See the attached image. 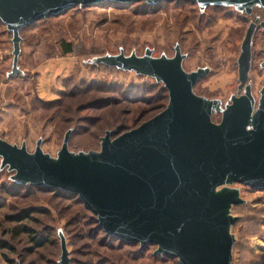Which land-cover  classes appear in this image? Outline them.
<instances>
[{"label": "rangeland", "instance_id": "obj_1", "mask_svg": "<svg viewBox=\"0 0 264 264\" xmlns=\"http://www.w3.org/2000/svg\"><path fill=\"white\" fill-rule=\"evenodd\" d=\"M212 4L180 0L145 11L140 4L76 6L21 28L15 56L10 32L0 24V140L56 160L64 132L72 128L66 149L78 157L98 152L105 131L118 126L132 130L160 113L167 102L160 84L129 70L97 66H108L129 52L167 62L179 55L182 74L205 73L191 92L206 103L210 122L218 125L243 93L237 91V58L249 23L256 26L245 82L252 114L264 87V34L259 27L264 11L258 5L246 9L243 0L222 2L224 8ZM60 43H70L71 53L64 55ZM73 86L81 90L61 99ZM100 99L110 102L78 111ZM13 175L0 158V186L11 194L0 190V239L13 247L12 252L0 251V264H60L62 250L68 264H178L155 255L154 245L139 248L106 236L100 227L102 233H95L92 214L72 200L25 186L17 192ZM218 193H232L235 201L223 211L231 220L229 264H264V189L230 183L216 187ZM27 209L36 211L24 224L34 235L48 237L42 248H33L23 234L14 236L15 224L4 218Z\"/></svg>", "mask_w": 264, "mask_h": 264}, {"label": "water", "instance_id": "obj_2", "mask_svg": "<svg viewBox=\"0 0 264 264\" xmlns=\"http://www.w3.org/2000/svg\"><path fill=\"white\" fill-rule=\"evenodd\" d=\"M107 1L172 0H0V21L10 32L15 56L21 28L76 6ZM190 1L206 5L234 0ZM243 2L246 9L258 5L264 11V0ZM259 27L264 33V19ZM255 28L248 24L237 58V91L243 93L218 125L210 122L206 103L191 92L205 73L182 74L179 55L170 62L120 56L108 65L164 85L168 102L160 113L114 138L105 132L98 152L78 157L67 152L66 137L56 160L0 140L2 162L14 171L16 182L77 195L106 236L139 248L154 245L155 255L178 264H229L231 220L223 211L235 201L232 193L214 194V189L230 183L264 189V87L251 114L245 86ZM60 264H67L64 250Z\"/></svg>", "mask_w": 264, "mask_h": 264}, {"label": "trees", "instance_id": "obj_3", "mask_svg": "<svg viewBox=\"0 0 264 264\" xmlns=\"http://www.w3.org/2000/svg\"><path fill=\"white\" fill-rule=\"evenodd\" d=\"M172 1H180V0H172ZM181 1H183L185 3H189V4H195V5L197 4L196 2L190 1V0H181ZM162 2H171V1H162ZM162 2L148 3V2H145V1H129V2L107 1V2H103L102 4L108 5V4H114L115 3V4L125 5L126 7L130 6V5H133V4H140L141 8L144 9L143 11H145L146 9L151 8V7L155 8V6H157L159 3H162ZM212 6L213 7H218V8H224L225 7L224 5H221V4H212ZM0 24L4 27V25L1 23V21H0ZM262 34H264V33L262 32ZM60 48L62 49V52H63L64 55L71 53V45H70V43H60ZM131 55L132 54H130V52L127 53V54H124V53L121 54V56H123L125 58H128V57L140 58L141 57V56H131ZM97 66H103V67H106L108 69H113V70H116V71H122V69L117 68V67H115L113 65H108L107 66V65H103V64H98ZM135 74L137 76L147 77V76L141 75L139 73H135ZM147 78L152 79L155 84H160L161 85V87H162L161 89L166 92V98H167V102H168L167 90L164 88V85L162 83H160V82H156L151 77H147ZM84 88L87 91L91 90V85H88V86H86ZM78 90H81V87H79V86L71 87L69 94H66V93L62 94L61 95V99L62 98H66V96H68V95L71 96V97L74 96L76 93L79 92ZM109 102H110V100L107 101V100H102V99L96 100V102L95 101H91V103L84 104L81 109H78V111L86 110L88 107L91 108V109L92 108L96 109V108L101 107L102 105H107ZM111 102L114 103V100L111 99ZM167 102H166L165 106L167 105ZM55 104H58V102H56ZM165 106H164V108H165ZM128 130H130V129L125 128L123 126H118V127L114 128V129L110 130L109 132H111V137H115V136L121 134L122 132H125V131H128ZM72 132H73L72 128L66 129L65 132H64L63 139H64V137H66V147H67L68 140H69ZM105 132H107V131H105ZM13 185H14L13 188L16 189L17 192H18V189H20V187L25 186V187H28V188L36 189L38 191L49 192V193L55 195L56 197H59V198L65 199V200H72L76 204L80 205L85 211H87L85 209V207L82 205V203L80 202V200L78 199L77 195L61 191L58 188L49 187V186H31V185H29L27 183L26 184H22L20 182L14 181V180H13ZM1 188H4V187L0 186V190L2 191ZM5 190L6 191H2V192L8 193L7 189H5ZM9 195H11V194H9ZM14 196H16V193H15ZM35 211H36L35 209L21 210V211L15 213V214L7 215L4 218H5V220L7 222H11V223L15 224V226L12 229V234L14 236H18L19 234H23V235H25L28 238V242L32 245L33 248H42V247L46 246L49 243L48 237L46 235H40V236L34 235L33 229L27 227V225L24 224V222H26V221H32L33 220L32 219V214ZM87 212H89V211H87ZM91 223L94 224V230L93 231L95 233H97V232H101L102 233L100 228L97 226V222H96L95 217L92 216V215L90 216V224ZM1 250H7L9 252H12L13 251V247H11L7 242H5V241L0 239V251ZM3 259H4V257H3ZM4 260H7V259H4Z\"/></svg>", "mask_w": 264, "mask_h": 264}, {"label": "flooded vegetation", "instance_id": "obj_4", "mask_svg": "<svg viewBox=\"0 0 264 264\" xmlns=\"http://www.w3.org/2000/svg\"><path fill=\"white\" fill-rule=\"evenodd\" d=\"M67 264H68V261H67Z\"/></svg>", "mask_w": 264, "mask_h": 264}]
</instances>
